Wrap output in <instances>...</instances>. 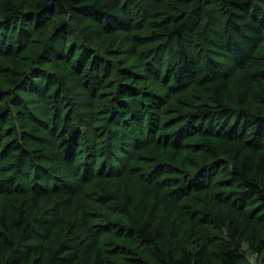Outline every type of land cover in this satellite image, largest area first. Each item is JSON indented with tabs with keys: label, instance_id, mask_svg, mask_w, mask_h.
I'll return each mask as SVG.
<instances>
[{
	"label": "trees",
	"instance_id": "16d2710c",
	"mask_svg": "<svg viewBox=\"0 0 264 264\" xmlns=\"http://www.w3.org/2000/svg\"><path fill=\"white\" fill-rule=\"evenodd\" d=\"M262 1L36 0L30 11L4 5L3 18L0 19V42L6 38V43L7 40L13 43L17 37L19 45H23L22 48L25 45V51L40 25L47 28V23L52 22L55 16L83 19L97 35L125 36L122 51L127 56L119 60L121 65L114 72L111 63L102 64L88 44L83 42L68 47L71 30L62 27L64 20L51 29L48 26L51 36L47 54H51L53 49L51 59L74 63L79 71L78 85L84 94L101 90L111 78L119 83L113 106L116 111L114 138L115 150H122L123 154H113L109 165L98 166L95 141L89 144L86 139L85 144L82 128L68 123L54 140L55 155L70 169L68 176L56 175L45 168L44 172L35 170L38 178H32V181L29 170L22 172L24 192L34 205L38 206L50 195L54 196L52 199L66 201L70 205L75 182L83 181L82 177L85 180L94 177L99 167L104 171L111 168L112 175L133 176L123 162L126 155H130L129 149L139 143H151L157 152L165 157L173 155V159L177 160L187 152L200 153L188 144V140L211 135L217 141V146L212 149L215 160L227 159L231 163L228 174H223L224 170L217 164L209 169L196 166L197 170L175 181L177 188L173 190L169 189L172 187L168 183L169 172L162 167L155 169L152 180H140L157 190L159 185H164L169 191L168 197L160 199L161 191L154 197L156 211L161 208L175 211L179 204L194 194L201 195L204 199V226L213 230L219 221L226 228L228 237L212 245L206 237L199 236L194 239V249L182 246L174 252L165 251L159 245L157 235L148 230V224L135 225L134 233L115 230L114 234L135 246L139 255L131 257L122 251L116 252V256L125 264H146L145 258L150 254L149 248H152L157 264H242L245 243L262 255L264 239H259L256 233L264 224V213L256 215V212H250L249 207L251 202L264 206V114L248 110L232 91L230 80L231 73L239 71L241 98L264 106L263 72L258 70V67L264 66V54L260 52L264 44ZM154 9H165V15L156 17V13L152 12ZM147 17L151 20L149 33L146 36L135 34L142 19ZM199 35L205 45L202 48L206 53L204 57L197 49ZM151 43H161V46L144 59L139 49ZM3 45L5 43H0V48ZM2 53L0 49V55ZM120 54L111 50L110 57L119 58ZM216 55L220 58L217 59ZM128 63L131 66H125ZM26 81L32 79L22 74L20 79L14 80L15 87L21 88ZM193 86L209 91L208 102L187 114L164 120L169 103L182 105L176 93ZM27 93L35 94L33 90H27ZM18 99L20 93L14 90L7 104L0 109L1 114H11L12 103L22 108L23 101ZM196 121L199 122L196 124ZM167 129H171L170 134ZM84 146L90 166L86 165L80 172L75 165L82 156ZM15 148L19 152L20 167L39 164L38 157L28 153L21 143H16ZM222 175L225 179L219 188L229 191L221 194L215 192V179ZM151 199V194L145 192L135 210L148 211ZM111 211L116 212L114 209ZM32 218H25L21 211L12 213L10 217L0 216V264H83V256L90 264L107 263L101 238L87 222H84L87 241L81 245L62 244L50 255L44 245L33 241H50L56 226L48 217L46 220ZM12 228L19 231L18 240L10 234Z\"/></svg>",
	"mask_w": 264,
	"mask_h": 264
},
{
	"label": "rangeland",
	"instance_id": "374dc122",
	"mask_svg": "<svg viewBox=\"0 0 264 264\" xmlns=\"http://www.w3.org/2000/svg\"><path fill=\"white\" fill-rule=\"evenodd\" d=\"M35 1L0 0V19L3 18L4 5L18 6L30 11L33 10ZM261 6L264 8V0ZM156 10H152L156 13V17L162 18L165 15V9ZM211 14L213 18H216L213 13ZM61 24L62 27H68L71 30L68 47L83 42L88 44L102 60V64L111 63L114 72L121 65L119 60L127 56L126 52L122 51L124 35H97L87 21L77 17L55 16L52 22L47 23V28L40 25L36 33L32 35L33 39L26 51L25 45L23 48V45H19L17 37L13 43L9 40L6 43V38L1 40L0 43H5V45L0 48L3 51L0 55V109L7 104L14 90L20 93L18 101L22 100L23 105L22 108L21 105L16 107L12 103L15 101H12L11 114L0 112V126L2 127L0 216L10 217L12 213L21 211L25 218L31 216L32 219L46 220L45 218L48 217L56 226L52 239L46 242L44 239L33 242L44 245L50 255L56 252L62 244L81 245L83 241H87L88 234L84 229V222H87L89 228L101 238V247L106 254V264H125L117 258L116 252L123 251L131 257L139 255L135 246L125 240H120L114 234L115 230L134 233L135 225L148 224V230L157 235L158 243L165 251L174 252L176 248L182 246L194 249V239L199 236L206 237L212 245H215L221 238L228 237L226 228H223L219 221L216 222V229L209 230L204 226V199L201 195L194 194L193 197L179 204L175 211H168L164 208L156 211L154 197L160 191L162 192L160 199L168 197L169 191L164 188V185H159V190H157L140 180L141 178L152 180L154 177L152 173L155 169L162 167L169 172L168 183L172 184L169 189L173 190L177 188L175 181L182 179L186 173L197 170L196 166L209 169L217 164L221 170H224L223 174H228L231 163L227 159L215 160L212 149L217 146V141L211 135L188 140V144L200 153L187 152L177 160L173 159V155L165 157L157 152L151 143H139L138 146L129 149L130 155L127 154L123 162V166L129 169L133 176L112 175L111 168H109L110 171H104L99 167L94 177H88L86 180L82 177L80 179L83 181L75 182L70 205L66 201L52 199L54 196L50 195L36 206L26 195L22 183L24 180L22 172L25 170H29L30 180L38 178V174H34L35 170L44 172L45 168H49L56 175L68 176L70 169L55 155L54 145V140L60 131L68 126V123L77 124L82 128L85 144L86 139L89 144L95 141L98 166L109 165L110 156L113 154H123L122 150H115L114 138V112L116 111L113 106L116 102L119 83L115 78H111L105 82L101 90L88 95L84 94V90L78 85L79 71L76 70L74 63L69 64L58 59H51L53 49L51 54L46 52L47 47L50 46L51 27ZM150 24L151 20L148 17L145 20L142 19L139 31L135 34L146 36L149 33ZM198 37L197 49L204 57L206 53L202 48L205 45L201 35ZM159 46L161 43H151L140 47L139 50L144 54L142 57L146 59L154 54ZM111 50L122 53L119 56L120 59L111 58ZM260 52L264 54V44ZM215 57L220 58L219 55ZM125 66H131V63ZM258 70L263 72L264 82V66L258 67ZM22 74L27 75L32 81L24 82L21 88L15 87L14 80L20 79ZM230 78L232 91L239 100L244 102L246 108L253 113L264 114L263 105L241 98L239 71L232 72ZM27 90H33L35 94L31 95L27 93ZM207 93L209 94V91L198 86L179 91L176 97L182 105H177L176 102L169 103L164 120L196 110L208 102ZM44 120L49 122L46 123ZM197 122L199 121H196V124ZM53 130L56 131L54 134ZM166 132L170 134L171 129H167ZM16 143H21L28 153L38 157L39 164L36 166L27 164L26 167H20L18 165L19 152L15 148ZM87 153L86 147H82V156L75 165L78 166L80 172L86 165L90 166ZM223 179H225L223 175L215 179V192L222 194L229 191L219 188ZM62 187L66 188L65 185ZM145 192L151 194V204L148 211L139 212L135 210V207ZM111 209L116 212H112ZM249 210L256 212V215L263 214L264 206L251 202ZM10 234L15 238L19 231L12 228ZM256 236L264 239V224H261ZM16 239L18 240V237ZM149 249L150 254L145 258L146 264H157L154 250ZM243 252L245 259L242 264H264V253L259 255L249 243L244 244ZM82 259L83 264H90L84 256Z\"/></svg>",
	"mask_w": 264,
	"mask_h": 264
}]
</instances>
